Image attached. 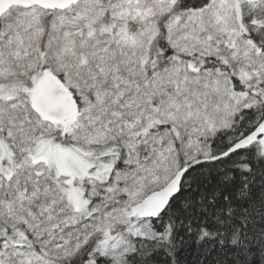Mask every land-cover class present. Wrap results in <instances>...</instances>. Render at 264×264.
Returning <instances> with one entry per match:
<instances>
[{"label":"snow or ice","instance_id":"1","mask_svg":"<svg viewBox=\"0 0 264 264\" xmlns=\"http://www.w3.org/2000/svg\"><path fill=\"white\" fill-rule=\"evenodd\" d=\"M0 264H264V0H0Z\"/></svg>","mask_w":264,"mask_h":264}]
</instances>
